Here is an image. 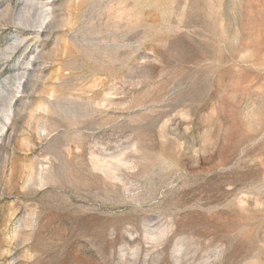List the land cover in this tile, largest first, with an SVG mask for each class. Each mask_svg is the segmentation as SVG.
I'll list each match as a JSON object with an SVG mask.
<instances>
[{"label": "rangeland", "instance_id": "374dc122", "mask_svg": "<svg viewBox=\"0 0 264 264\" xmlns=\"http://www.w3.org/2000/svg\"><path fill=\"white\" fill-rule=\"evenodd\" d=\"M0 264H264V0H0Z\"/></svg>", "mask_w": 264, "mask_h": 264}]
</instances>
